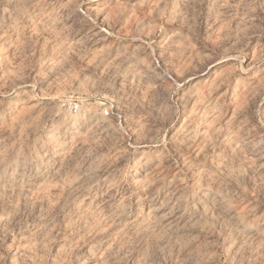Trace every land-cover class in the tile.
<instances>
[{"label":"clouds","instance_id":"1","mask_svg":"<svg viewBox=\"0 0 264 264\" xmlns=\"http://www.w3.org/2000/svg\"><path fill=\"white\" fill-rule=\"evenodd\" d=\"M0 264H264V0H0Z\"/></svg>","mask_w":264,"mask_h":264}]
</instances>
